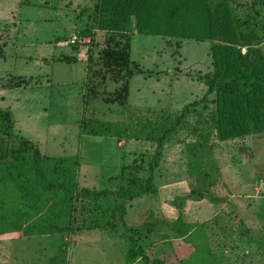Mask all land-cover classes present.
Returning a JSON list of instances; mask_svg holds the SVG:
<instances>
[{
    "label": "rangeland",
    "instance_id": "374dc122",
    "mask_svg": "<svg viewBox=\"0 0 264 264\" xmlns=\"http://www.w3.org/2000/svg\"><path fill=\"white\" fill-rule=\"evenodd\" d=\"M92 1L0 0V108L11 111L15 130L37 142L46 156L77 157L78 187L112 191L121 178L132 174L134 165L142 168L138 177L146 176L145 162L153 145L142 135L158 116H174L203 94L199 77L211 69L209 42L133 34L130 60L144 73L129 79L124 106L105 104L101 99L117 84L107 76L104 81L85 77ZM219 1L211 0L210 5ZM260 1L251 7L250 0H229L238 16L255 23V40L245 50L249 63L264 55V0ZM79 32L84 43L69 45L71 35ZM107 36L94 33V58ZM96 69L92 65L87 74ZM16 77L26 82L11 88L10 78ZM90 85L95 87L93 96L86 88ZM212 108L211 94L185 116L164 144L154 171L155 192L124 201V219L129 227H137L147 211L164 215L161 203L170 206L176 217L172 201L176 203L193 187L198 173L205 172L212 176L210 191L217 200L203 199L195 205L184 201L183 220L190 225L187 235L174 238L161 230L139 245L149 258L167 262L209 251L215 264H264V130L228 140L212 134L200 148L199 132ZM93 121L116 126L120 135L80 134L78 126ZM220 168L231 169L232 176L221 178ZM116 202L112 196L100 201L108 207ZM126 248V235L120 229L49 235L47 226L28 218L12 229H0V264H127Z\"/></svg>",
    "mask_w": 264,
    "mask_h": 264
},
{
    "label": "trees",
    "instance_id": "16d2710c",
    "mask_svg": "<svg viewBox=\"0 0 264 264\" xmlns=\"http://www.w3.org/2000/svg\"><path fill=\"white\" fill-rule=\"evenodd\" d=\"M211 0H93L89 14V48L86 49V80L89 76L115 84L106 97L105 104L124 106L128 96V82L133 75L144 73L130 60L131 36L159 37L175 41L193 40L209 42L210 72L200 75L205 87L201 97L183 105L170 116L162 113L152 128L142 135V140L153 145L145 162L146 176L138 177L139 165L132 174L121 178L115 190L78 187L76 156L50 157L42 154L37 144L23 137L14 128L9 109L0 108V229H12L24 218L34 224L45 225L49 235H71L81 231L121 230L126 235L127 248L124 261L132 264H215L209 251L194 252L188 259L167 262L149 258L139 241L150 235L166 231L177 238L185 236L190 225L183 220L182 205L185 200H206L214 203L210 188L213 179L205 172L198 173L193 187L180 197L172 207L174 219L156 217L147 211L137 227H129L124 219V201L155 192L154 171L158 167L164 144L181 126L185 116L213 95V108L207 113L204 127L199 133V146L214 135L218 140H228L264 130V55L249 63L245 50L255 40L254 20L241 17L229 0L210 5ZM260 0H250V6ZM257 14L256 12H254ZM100 31L108 36L104 47L94 58L93 35ZM81 32L76 34L80 37ZM74 47V46H73ZM76 47V46H75ZM244 48V53L240 52ZM64 61H69L67 58ZM92 65L96 70L90 72ZM11 88L25 83L21 78H10ZM15 79V80H12ZM86 85V84H85ZM90 96L95 87H86ZM85 95V94H84ZM87 95V94H86ZM85 95V96H86ZM89 126V127H88ZM80 134L99 137L119 136L116 126L93 121L78 126ZM112 196L118 202L108 207L101 199ZM62 247H67L63 241ZM169 244V243H167ZM202 252V249L197 251Z\"/></svg>",
    "mask_w": 264,
    "mask_h": 264
},
{
    "label": "crops",
    "instance_id": "0c3cea01",
    "mask_svg": "<svg viewBox=\"0 0 264 264\" xmlns=\"http://www.w3.org/2000/svg\"><path fill=\"white\" fill-rule=\"evenodd\" d=\"M131 47V46H130ZM11 112V111H10ZM12 114V113H11ZM13 117V116H12ZM20 133V132H19ZM21 134V133H20ZM23 137H25L23 134H21ZM26 138V137H25ZM28 139V138H26ZM30 140V139H28ZM32 141V140H30ZM33 143L37 144L40 152L42 153L41 149H40V145L37 142L32 141ZM43 154V153H42ZM45 155V154H44ZM52 157V156H50ZM218 172L220 173V177L224 178L225 176H227V174H229L230 176H232L233 172L231 171V169H227V168H220L218 170ZM227 184V183H226ZM197 202H192L193 205H195ZM167 207V208H166ZM159 210L161 211V213H164V215L162 214L163 217H165L166 219H174L175 217L172 216L171 214H173L172 209L170 208V206L168 205H162V203L160 204ZM166 212V213H165ZM185 214V213H184ZM187 223H189L188 221H186Z\"/></svg>",
    "mask_w": 264,
    "mask_h": 264
},
{
    "label": "built area",
    "instance_id": "2783aa9c",
    "mask_svg": "<svg viewBox=\"0 0 264 264\" xmlns=\"http://www.w3.org/2000/svg\"><path fill=\"white\" fill-rule=\"evenodd\" d=\"M84 43V39L78 37L77 35H71V37L68 40L69 45H77ZM240 52L244 53V48H240Z\"/></svg>",
    "mask_w": 264,
    "mask_h": 264
}]
</instances>
